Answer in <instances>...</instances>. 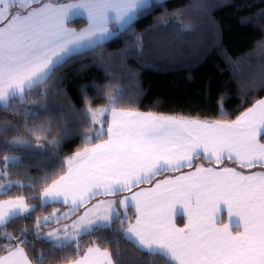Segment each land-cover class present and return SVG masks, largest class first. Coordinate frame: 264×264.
<instances>
[{
  "label": "snow or ice",
  "instance_id": "obj_1",
  "mask_svg": "<svg viewBox=\"0 0 264 264\" xmlns=\"http://www.w3.org/2000/svg\"><path fill=\"white\" fill-rule=\"evenodd\" d=\"M157 7L0 0V264H128L121 242L142 264H264V71L237 84L231 105L206 81L208 107L231 119L118 106L123 91L96 81L80 86L78 107L64 85L61 69L84 57L107 78L129 56L142 60L134 25ZM125 36L132 43L109 51Z\"/></svg>",
  "mask_w": 264,
  "mask_h": 264
},
{
  "label": "trees",
  "instance_id": "obj_2",
  "mask_svg": "<svg viewBox=\"0 0 264 264\" xmlns=\"http://www.w3.org/2000/svg\"><path fill=\"white\" fill-rule=\"evenodd\" d=\"M207 2L233 6L214 8L205 13L199 5ZM161 3L163 7L155 8L134 25L144 41L142 60L129 56L110 66L108 71L114 78H107L104 71L92 65L90 56L74 61L73 67L61 69L66 74L63 82L73 103L79 107L78 89L81 85L96 81L113 85V91L116 88L123 91V104L118 106L172 115L208 112L213 119L234 118L221 116L214 104L211 109L208 107L210 101L204 96L205 83L210 80L213 84V100L217 92L224 91L231 98V105L236 103L237 84L240 83L232 70L239 68V73L244 76L241 82L245 83L264 71L261 69L264 50L260 47L264 42V20L259 18L264 10V0H161ZM241 17L252 18L253 22H241ZM83 23V18H76L73 26ZM125 41L132 43L131 37L125 36L111 42L109 51L124 47ZM82 64L89 66L82 68ZM246 64L255 70V74L245 75ZM256 65L260 66L257 70ZM92 94L89 89V95ZM259 95L264 93L257 91V98ZM80 143L79 138H74L58 154H68ZM28 171L31 176L43 174L35 167ZM10 178L23 177L13 175ZM28 191L13 189L9 195L27 194ZM5 197L8 196H0V199ZM121 247L133 252L135 257L140 256L123 242ZM134 256L127 257L128 264H142Z\"/></svg>",
  "mask_w": 264,
  "mask_h": 264
},
{
  "label": "rangeland",
  "instance_id": "obj_3",
  "mask_svg": "<svg viewBox=\"0 0 264 264\" xmlns=\"http://www.w3.org/2000/svg\"><path fill=\"white\" fill-rule=\"evenodd\" d=\"M208 3V2H207ZM211 25H213V22L211 23ZM214 26V25H213ZM247 65V64H246ZM250 67V66H249ZM248 67V65H247V67H245L244 68V73H245V75H248L249 73L250 74H255V73H253V72H255V70L254 69H252L251 67L249 68ZM258 67L260 68V66H257L256 65V70L258 69ZM245 69H246V72H245ZM261 69H262V67H261ZM243 74H237V75H235L236 76V78H238V80H239V82L241 83V81H242V78L244 77V76H242Z\"/></svg>",
  "mask_w": 264,
  "mask_h": 264
},
{
  "label": "crops",
  "instance_id": "obj_4",
  "mask_svg": "<svg viewBox=\"0 0 264 264\" xmlns=\"http://www.w3.org/2000/svg\"><path fill=\"white\" fill-rule=\"evenodd\" d=\"M79 18V17H78ZM75 27V26H74ZM140 110V109H139ZM141 111H148V110H141ZM166 115H172V114H166ZM162 178V177H161ZM8 197L5 198H1V199H7ZM180 218L178 217V222H179ZM62 264V263H61Z\"/></svg>",
  "mask_w": 264,
  "mask_h": 264
}]
</instances>
